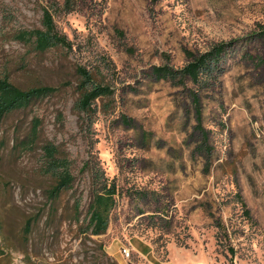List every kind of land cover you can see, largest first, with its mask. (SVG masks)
<instances>
[{"label": "rangeland", "instance_id": "rangeland-1", "mask_svg": "<svg viewBox=\"0 0 264 264\" xmlns=\"http://www.w3.org/2000/svg\"><path fill=\"white\" fill-rule=\"evenodd\" d=\"M74 1L72 13L55 12L71 48L41 54L15 36L40 28L43 7L65 0H0V77L60 88L2 125L0 264H264V0ZM220 43L230 45L225 72L198 90L199 124L194 86L151 70L183 68L187 52ZM77 67L114 90L98 100L89 129L73 111ZM35 119L42 140L73 162L74 188L54 203L40 150L15 148ZM88 160L118 188L101 236L85 230Z\"/></svg>", "mask_w": 264, "mask_h": 264}, {"label": "trees", "instance_id": "trees-1", "mask_svg": "<svg viewBox=\"0 0 264 264\" xmlns=\"http://www.w3.org/2000/svg\"><path fill=\"white\" fill-rule=\"evenodd\" d=\"M76 5L77 2L74 0H65L62 8H58V5L43 7L42 26L34 30L20 31L16 34L15 39L30 45L35 52L41 54L57 48L70 49V41L57 29L55 12L64 11L69 14L75 10ZM228 46L230 45L220 43L205 53L187 52L188 62L183 68H174L170 65L152 67L151 76L153 79L164 80L176 86L188 83L194 86L192 102L199 124L202 118L199 91L202 88L220 84L221 77L225 72L223 59L224 54L229 49ZM76 75L78 76L77 91L79 96L73 105V111L81 121V128L87 127L86 129H89L98 112V100L111 97L114 90L109 85L97 81L94 74L84 67H77ZM59 91L60 88L50 86L21 88L12 83L9 78L0 77V132L8 116L27 110L35 103L52 97ZM122 121L131 125L127 117H124ZM204 140L208 142L207 135L204 136ZM15 148L23 152L40 150L42 172L52 181V185L47 191V197L51 203L59 200L63 194L74 188L76 177L73 174V162L60 144L42 140L38 120H34L26 136L16 139ZM82 171L89 172L92 181L91 200L88 206L85 230L91 232L92 236H101L108 230L111 213L117 205L118 188L115 181L106 176L101 166L92 164L90 160L85 162ZM238 197L245 208V213L249 216L250 212L246 203L240 194ZM80 207V200H77L74 205V212L77 217H80ZM25 232L27 235L30 234V223L27 224ZM1 246L0 242V255L3 254Z\"/></svg>", "mask_w": 264, "mask_h": 264}, {"label": "built area", "instance_id": "built-area-1", "mask_svg": "<svg viewBox=\"0 0 264 264\" xmlns=\"http://www.w3.org/2000/svg\"><path fill=\"white\" fill-rule=\"evenodd\" d=\"M126 255H130V253L127 250H124Z\"/></svg>", "mask_w": 264, "mask_h": 264}]
</instances>
